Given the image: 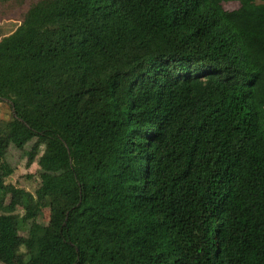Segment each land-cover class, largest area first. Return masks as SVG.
<instances>
[{
    "label": "trees",
    "instance_id": "16d2710c",
    "mask_svg": "<svg viewBox=\"0 0 264 264\" xmlns=\"http://www.w3.org/2000/svg\"><path fill=\"white\" fill-rule=\"evenodd\" d=\"M259 1L31 5L0 40V158L37 138L41 182L0 174L1 262L264 264Z\"/></svg>",
    "mask_w": 264,
    "mask_h": 264
},
{
    "label": "rangeland",
    "instance_id": "374dc122",
    "mask_svg": "<svg viewBox=\"0 0 264 264\" xmlns=\"http://www.w3.org/2000/svg\"><path fill=\"white\" fill-rule=\"evenodd\" d=\"M38 0H0V40L13 32L23 21L26 12L31 5ZM259 2H262L261 0ZM223 6L226 10H236L240 7V2L229 1L224 2ZM13 117V109L8 100L0 99V119L9 120ZM37 142V138L28 142L25 150L12 146L5 154L4 158H0V174L6 177L8 184H14L18 187L36 192L41 182V167L37 161L31 166H27L28 156L25 151L32 150ZM5 174V172H8ZM5 174V175H4ZM7 175V176H6ZM9 202V199H8ZM23 214L21 209H18ZM50 217V209L45 207L39 217V222L47 224ZM33 220L29 219L28 226L19 233L20 237H26L30 233ZM0 264H5L0 261Z\"/></svg>",
    "mask_w": 264,
    "mask_h": 264
}]
</instances>
